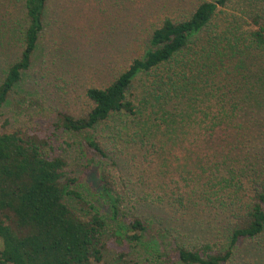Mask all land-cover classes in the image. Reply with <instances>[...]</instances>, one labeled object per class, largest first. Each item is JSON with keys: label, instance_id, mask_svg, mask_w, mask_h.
Returning a JSON list of instances; mask_svg holds the SVG:
<instances>
[{"label": "trees", "instance_id": "trees-1", "mask_svg": "<svg viewBox=\"0 0 264 264\" xmlns=\"http://www.w3.org/2000/svg\"><path fill=\"white\" fill-rule=\"evenodd\" d=\"M230 1L205 0L186 19L164 18L151 30L149 48L141 57L132 59L107 86L87 88L93 106L85 115L58 113V126L74 132L112 122L111 141H126V136V144L139 147L142 154L182 152L177 161L183 162L173 173L206 185L198 192L218 201L228 239L226 249L217 251L208 242L186 246L173 241L169 248L184 264H226L240 241L263 243L264 18L253 17L248 34L238 30V23L215 26L217 12ZM47 3L22 0V22L13 33L19 55L0 77V108L32 65ZM4 6L3 21H11ZM12 29L5 28L4 35ZM202 31L206 37L198 38ZM161 66L166 69L159 73ZM140 74L144 96L135 93ZM162 107L169 108L166 114L158 111ZM160 114L163 120H157ZM1 126L0 264H103L105 218L93 211L80 216L64 201L67 195L85 204L81 192L68 188L79 179H63L66 160L48 155L44 136ZM86 141L95 154L108 158L99 140ZM85 157L83 167L88 169L93 158ZM162 158L157 169L166 166ZM99 180L115 221L120 218L119 194L105 171ZM196 192L185 193L194 200ZM171 197L183 207L184 196L174 192ZM143 216H133L125 225L132 242L141 241L149 228ZM125 256L121 252L114 264H144Z\"/></svg>", "mask_w": 264, "mask_h": 264}, {"label": "rangeland", "instance_id": "rangeland-1", "mask_svg": "<svg viewBox=\"0 0 264 264\" xmlns=\"http://www.w3.org/2000/svg\"><path fill=\"white\" fill-rule=\"evenodd\" d=\"M202 1L205 0H48L32 65L0 108L2 130L20 128L44 136L48 155L66 160L63 179H79L68 188L81 192L85 204L67 195L64 201L80 216L93 211L105 218L103 264H114L121 252L125 259L144 264H184L169 248L173 241L186 246L208 242L212 251L224 250L228 244L218 201L198 192L206 185L183 180L178 172L173 173V168L183 162L182 158L177 161L182 152L142 154L139 147L126 144V136V141L112 142V122L97 130L80 132L58 126V113L78 117L92 108L87 88L107 86L132 59L141 57L149 48L151 30L164 18L186 19ZM6 4L13 19L4 22ZM22 11V0H0V77L9 63L18 58L20 46L13 33H18ZM255 16L264 18V0H231L217 12L214 25L238 23V30L248 34ZM5 28L13 29L5 36ZM196 36L205 38L206 32ZM165 69L161 66L156 70L161 73ZM142 78L140 74L135 79V93L144 96ZM168 109L162 107L158 111L166 114ZM157 120H163V115ZM88 138L99 140L106 147L108 158L95 154L86 144ZM85 154L93 158L88 169L83 167ZM160 157H164L166 166L157 169ZM101 171L106 172L119 194L120 218L115 221L111 219V203L100 190ZM192 189L197 191L191 195L194 200L185 193ZM174 192L189 202L184 200L183 207L178 206L171 197ZM138 214L144 215L149 228L141 241L132 242L127 238L131 232L125 231V225ZM262 242L260 246L255 241H240L226 264H264V249H259L263 247L264 235Z\"/></svg>", "mask_w": 264, "mask_h": 264}]
</instances>
